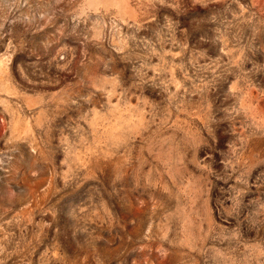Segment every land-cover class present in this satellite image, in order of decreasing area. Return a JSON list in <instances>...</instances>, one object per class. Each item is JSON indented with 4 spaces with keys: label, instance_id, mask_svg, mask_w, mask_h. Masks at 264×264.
Returning <instances> with one entry per match:
<instances>
[{
    "label": "rangeland",
    "instance_id": "1",
    "mask_svg": "<svg viewBox=\"0 0 264 264\" xmlns=\"http://www.w3.org/2000/svg\"><path fill=\"white\" fill-rule=\"evenodd\" d=\"M0 264H264V0H0Z\"/></svg>",
    "mask_w": 264,
    "mask_h": 264
}]
</instances>
